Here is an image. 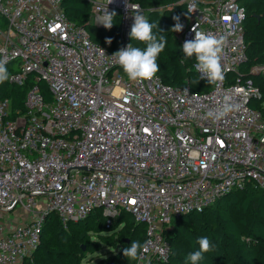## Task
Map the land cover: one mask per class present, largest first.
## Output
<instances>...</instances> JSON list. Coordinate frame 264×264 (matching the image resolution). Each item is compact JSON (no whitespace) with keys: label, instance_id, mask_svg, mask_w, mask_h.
Wrapping results in <instances>:
<instances>
[{"label":"built area","instance_id":"1","mask_svg":"<svg viewBox=\"0 0 264 264\" xmlns=\"http://www.w3.org/2000/svg\"><path fill=\"white\" fill-rule=\"evenodd\" d=\"M62 1L0 0V59L7 82L25 86L22 108L0 92V264L33 255L49 212L67 224L97 209L107 228L123 212L145 225L147 251L131 264H165L171 219L249 184L264 192V117L251 106L262 96L264 63L241 69L246 8L242 0H178L181 45L194 39L193 27L226 37L223 82L198 92L158 75L130 80ZM88 1L93 24L114 12L120 35L144 14L136 0ZM227 97L239 110L209 117ZM20 210L26 221L7 226Z\"/></svg>","mask_w":264,"mask_h":264},{"label":"trees","instance_id":"2","mask_svg":"<svg viewBox=\"0 0 264 264\" xmlns=\"http://www.w3.org/2000/svg\"><path fill=\"white\" fill-rule=\"evenodd\" d=\"M136 1L147 7L163 6L161 16L153 10L149 12L148 18L150 23L156 25L154 33L163 35L167 40L164 51L157 59L159 71L156 75L172 86H188L198 92L209 90L211 84L198 77L192 68L195 57H185L175 32L171 31L176 23L174 16H179L180 22L185 19L184 5L178 0ZM242 4L246 8L244 36L247 60L241 65V69L247 71L252 64L264 63V0H242ZM61 6L71 20L87 31L93 41L113 52L119 50L116 42L120 36V21L116 15L113 17V26L108 29L93 24L88 0H63ZM133 42L140 43L137 40ZM133 47L143 50L146 45L136 44ZM258 84L262 96L253 100L251 106L258 109L264 117V86L261 82ZM40 89L44 95L48 94L44 83H40ZM0 92L12 97V109L22 108L25 86H15L6 80L0 84ZM233 208L243 212V215L249 213L247 220L242 219L241 223H237L232 215ZM122 214L107 228L104 217L97 209L83 219L71 221L69 224L74 230L68 233L59 225L56 214L49 212L42 225L40 243L24 264H84L86 254L98 251L103 246L117 245L122 247L99 257L91 264H131L133 260L123 256V249L128 247L138 226V237L142 239L141 244L143 243L145 225L135 221L128 213L121 224ZM204 231L214 247L202 254L204 259L198 264H264L263 190L249 184L217 199L200 212L193 211L171 219L170 228L166 231L170 252L165 264H191L188 256L199 250L197 240ZM182 241L186 243V251L179 253L177 244Z\"/></svg>","mask_w":264,"mask_h":264},{"label":"clouds","instance_id":"3","mask_svg":"<svg viewBox=\"0 0 264 264\" xmlns=\"http://www.w3.org/2000/svg\"><path fill=\"white\" fill-rule=\"evenodd\" d=\"M110 2L111 0H109ZM193 10V6L190 5L188 12L190 13ZM115 15L114 12H105L101 20L105 28L110 29L113 26V17ZM173 20L176 23L171 28V31H182L183 25L180 23V17L174 16ZM155 27V24L150 23L142 13L137 11L136 15H134V23L131 26L129 35L131 40L134 39L144 43L146 47L142 50L139 47H133L130 43L127 47L121 48L113 54L130 80H151L159 71L157 59L160 53L164 51L167 40L163 35L154 33L153 29ZM192 31L195 33V37L183 43L182 51L186 58L195 57L196 63L194 67L203 78H206L208 83L219 85L224 80L221 60L226 37L198 31L196 27H193ZM108 43H111V40H108ZM6 65L7 59H0V84L9 79ZM250 91L255 92L256 90L250 88ZM239 107V104L234 103L230 97H227L219 108L210 111L208 115L215 120H220L229 113L238 111ZM197 243L199 250L191 252L188 256L191 264H198L204 259L202 254L209 252L214 247L208 237H200ZM147 248V242L141 244L139 241H133L129 247L123 249V256L136 260L140 258L142 252L147 251Z\"/></svg>","mask_w":264,"mask_h":264},{"label":"rangeland","instance_id":"4","mask_svg":"<svg viewBox=\"0 0 264 264\" xmlns=\"http://www.w3.org/2000/svg\"><path fill=\"white\" fill-rule=\"evenodd\" d=\"M177 1V0H175ZM141 7L143 8V11H144V16L148 19L149 18V12L150 11H157L158 15L161 16L162 15V12H163V6L162 5H158V6H154V7H147L145 5H141ZM149 21V19H148ZM134 40H131L130 38V35L127 34L126 36L125 35H120L119 36V39L118 41L116 42V45L119 46V49L122 48V46L124 47H127V45H129L130 43L132 44V46H135L136 44L140 45V46H143L144 43H137V42H133ZM232 215L234 217V219L237 221V223H241L242 222V219H245L247 220V217L249 215V213H246L243 215V212H241L240 210L236 209V208H233L232 209ZM29 216V213L24 211V210H20L18 213L17 212H14L11 214V218L10 220L7 221V226L9 227H12L13 224H21V223H24L27 219V217ZM125 216H127L126 213H123L122 214V217H121V224H123L122 221H124L125 219ZM92 221L89 220V223ZM70 222H68L67 224H63L62 222L59 223V225L64 229L66 230L68 233L70 232H73L74 230V227L71 226L69 224ZM73 224V223H72ZM138 231H139V226L137 228V230L134 232V234L131 236L130 238V241H129V245L128 247L131 245V243L133 241H139L140 243L142 242V239H140L138 237ZM200 237H207L206 236V232H202ZM45 241V239H43V242ZM178 247H177V250L179 253H182L184 251H186V243L185 242H179L178 244ZM122 246L120 245H117L116 247H110V246H103L101 247L100 250L98 251H95L93 253H88L86 254V256L84 257L83 259V262L84 264H91L93 261L97 260L99 257L101 256H106L108 254H111L113 253V250H118L119 248H121ZM85 248L83 247L82 250H84Z\"/></svg>","mask_w":264,"mask_h":264}]
</instances>
